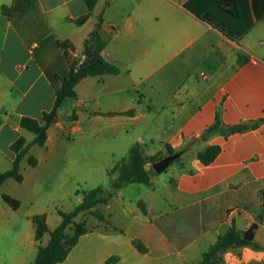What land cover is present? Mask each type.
<instances>
[{"label":"crops","instance_id":"0c3cea01","mask_svg":"<svg viewBox=\"0 0 264 264\" xmlns=\"http://www.w3.org/2000/svg\"><path fill=\"white\" fill-rule=\"evenodd\" d=\"M100 14L101 54L120 71L80 79L46 142L31 146L36 164L22 159V181L9 177L0 186V264H31L50 239L48 231L37 238L35 214L23 217L3 199L21 198L6 187L11 179L33 196L44 184L65 195L81 182H99L95 175L107 176L137 142L146 158L163 157L168 147L182 154L166 177L130 182L96 205L115 206L100 210L110 224L97 223L113 234L100 232L107 240L79 247L88 230L56 264L111 257L108 264H198L238 216L244 232L259 215L251 243L224 250L218 264H264V0H0V157L13 162L9 148L25 135L22 116L43 122L53 107L69 71L61 43L84 60ZM217 114L226 125L256 126L194 140ZM209 145L221 149L205 164L198 153Z\"/></svg>","mask_w":264,"mask_h":264},{"label":"trees","instance_id":"16d2710c","mask_svg":"<svg viewBox=\"0 0 264 264\" xmlns=\"http://www.w3.org/2000/svg\"><path fill=\"white\" fill-rule=\"evenodd\" d=\"M90 7V6H89ZM86 19L83 16L77 19V23L81 24ZM104 20L102 15L98 16L95 27L85 39L83 54L85 59L80 62V59L73 56L70 52L72 45L67 42H62L61 45L65 48L69 71L61 77V85L55 91V102L53 107L44 111L42 114L43 122L30 116H22L20 118L21 127L31 131L34 134L32 141L27 142L24 136H19L10 145L12 151L15 152V157L11 168L0 172V186L9 177H13L17 181H22L23 175L21 173V160L29 152L33 144L43 145L47 139V129L51 124L56 122L59 117V110L63 103L71 97L76 96L75 85L83 77L93 75L102 76L106 73L115 74L120 71L119 67L105 59L101 50L106 41L102 37L104 31ZM114 30L115 27L111 26ZM134 110H129L127 113H133ZM73 117H77L74 113ZM256 126V123H239L235 125H226L217 114L215 121L209 125L204 132L194 140L207 139L214 134H229L236 131H242ZM218 145H209L204 150L198 153L199 159L208 164L212 162L217 154L220 152ZM168 153L176 152L175 149L168 147ZM161 156H150L146 158L143 155L142 144L137 142L130 148L128 157L120 160L112 169H109L107 174L110 178V186L105 187L99 184L90 189L82 190V199L70 211L58 209L61 216V221L53 229H49L45 213H39L32 216L33 222L37 226V238H40L45 232H49L50 239L46 245H39L35 260L31 264H56L66 259L71 248L77 244L81 235L85 234L89 228L86 221L75 222L74 218L83 211H90L100 221L110 222L105 215L97 209H93L96 205L107 203L115 192L130 182H138L149 184L151 177L155 174V170L151 166L147 168L146 162L150 161L153 164L159 160ZM178 158H176L177 160ZM37 160L30 156L29 164L34 166ZM115 175V176H114ZM77 192H80L78 190ZM264 197V189L260 191ZM3 199L13 208H18L20 201L17 198L11 197L9 194L3 193ZM142 209L144 207L141 204ZM264 213V211H263ZM74 224V233L68 234L66 229ZM251 243L250 240L243 238V231L236 227V221H233L231 229L219 236L217 240L210 246L209 250L202 254L201 260L198 264H218L220 260V253L237 244ZM136 245L144 250V246L139 242ZM114 257L109 258L106 264L114 260Z\"/></svg>","mask_w":264,"mask_h":264},{"label":"rangeland","instance_id":"374dc122","mask_svg":"<svg viewBox=\"0 0 264 264\" xmlns=\"http://www.w3.org/2000/svg\"><path fill=\"white\" fill-rule=\"evenodd\" d=\"M67 106V104H66ZM25 132L24 137L26 139H32L34 137V134L27 130L23 129ZM30 142V141H27ZM35 148H40V145L34 144ZM9 151H11V148H9ZM30 155H33L31 151H29L23 158L22 162L28 161V158ZM0 167L7 169V167H11L12 161L9 156L5 155L3 153V158L0 157ZM167 171H163L160 174L162 177L167 176ZM115 176V175H114ZM12 183H8L6 186L11 192H18L21 194V198L19 199V212L23 217L38 214V213H45L46 218L48 220V223L51 227H54L56 223H58L59 218L61 217L58 213V209H62L65 211L72 210L75 205H77L81 200L78 201V197L82 199V190L93 188L99 184L102 183L103 186L109 187L110 186V178L107 174V176H102V178H99L97 175H95L94 180H99V182L93 184L81 182L77 185V188L75 190H68L69 192L64 195V193L67 191L66 189H63L60 193L57 188H50L43 185L42 188L34 190L36 193L35 196L32 195V189L28 186H23L20 183H17L15 180L11 179ZM5 187V189H7ZM79 189L80 192L77 194L75 191ZM64 195V196H63ZM17 208V209H18ZM103 213L108 214L109 211L113 210L116 211L115 206H112L111 208H108L107 206L100 205L98 207ZM75 222L80 221H86L87 226L89 228L88 234L84 236L79 243V247L82 248H89L94 246L95 244H99L103 242L104 240H107V238H102L100 236V232L105 233L106 231H109L110 234H113L111 229L107 227V224H97L98 219L96 216L91 213L90 211H83L80 212L75 218ZM74 224L66 229V232L68 234L74 233ZM116 233V232H115Z\"/></svg>","mask_w":264,"mask_h":264},{"label":"water","instance_id":"95a60500","mask_svg":"<svg viewBox=\"0 0 264 264\" xmlns=\"http://www.w3.org/2000/svg\"><path fill=\"white\" fill-rule=\"evenodd\" d=\"M62 118L63 115H60ZM182 154L181 151H177L174 153H169L163 157H161L159 160L155 161L152 164L153 169L155 170L156 173H161L163 172L176 158H178ZM263 220L262 215H259L256 217L255 221L251 224V226L247 229L244 230L243 232V237L246 240H252L254 237V234L258 228L259 223H261ZM236 227L238 229L243 227L241 217L238 216L237 221H236Z\"/></svg>","mask_w":264,"mask_h":264},{"label":"built area","instance_id":"2783aa9c","mask_svg":"<svg viewBox=\"0 0 264 264\" xmlns=\"http://www.w3.org/2000/svg\"><path fill=\"white\" fill-rule=\"evenodd\" d=\"M82 60H80V62H81Z\"/></svg>","mask_w":264,"mask_h":264}]
</instances>
